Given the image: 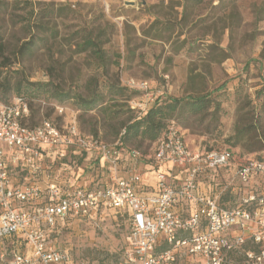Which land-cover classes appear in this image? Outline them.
<instances>
[{"label": "rangeland", "instance_id": "obj_1", "mask_svg": "<svg viewBox=\"0 0 264 264\" xmlns=\"http://www.w3.org/2000/svg\"><path fill=\"white\" fill-rule=\"evenodd\" d=\"M129 1L134 6L127 5ZM0 35V65L5 64L7 71H17L30 82H50L70 97L77 93L90 98L96 92L103 98L93 110L83 112L72 99L61 101L51 92L26 94L27 124L48 119L63 128L72 115L83 135L97 134L115 142L120 126L134 117L128 112L129 103L143 97L126 84L146 81L158 98L211 93L219 104L213 118L185 114L172 120L188 147L231 148L236 164L264 150V100L256 96L264 86V0H0ZM88 37L98 44L102 60L91 50H79ZM29 43L31 52L22 54ZM110 85L126 89V98L111 100ZM132 91L137 94L131 95ZM15 96L0 91L3 103ZM58 109H63L62 114ZM251 124L257 131L246 133L233 146L236 131ZM128 145L147 156L154 151V144L148 142ZM126 164L122 160L121 173H126ZM38 166L32 174L27 169L12 171L14 183L43 188L47 177L57 180L70 172L54 169L43 159ZM139 168L147 172L145 163ZM231 172L220 171L214 189ZM85 177L88 182L89 173ZM102 177H94L96 184L101 185ZM240 196L236 190L224 194L223 205L237 207ZM128 223L123 212L107 211L58 222L46 234L76 262L120 264L128 245ZM9 251L10 242L0 241L4 255L0 264H7Z\"/></svg>", "mask_w": 264, "mask_h": 264}, {"label": "built area", "instance_id": "obj_2", "mask_svg": "<svg viewBox=\"0 0 264 264\" xmlns=\"http://www.w3.org/2000/svg\"><path fill=\"white\" fill-rule=\"evenodd\" d=\"M126 86L142 93L138 103H129L140 113L159 96L146 81ZM29 117L24 97L7 104L0 100V241L10 242L7 264H86L56 246L46 231L70 218L107 211L123 212L129 219L120 264H225L247 241L255 250L243 252L242 264H264V163L234 165L228 150L189 149L174 125L147 156L123 147L120 140L83 135L72 115L63 128L48 119L28 126ZM69 150L85 156L94 177L103 175L101 185L88 189L82 176L64 173L57 180L47 177L43 188L14 183V168L32 174L42 159L54 169L78 172L75 164H62ZM122 160L129 162L125 176ZM145 161L150 163L142 172L139 165ZM222 170L232 171L231 176L214 189ZM149 172L153 185L143 182ZM234 190L241 194L239 205L227 208L223 196ZM231 230L238 234L230 235Z\"/></svg>", "mask_w": 264, "mask_h": 264}, {"label": "trees", "instance_id": "obj_3", "mask_svg": "<svg viewBox=\"0 0 264 264\" xmlns=\"http://www.w3.org/2000/svg\"><path fill=\"white\" fill-rule=\"evenodd\" d=\"M184 15H182V18ZM233 18V17H232ZM168 28L164 29L167 30ZM154 37L159 38L160 35H155ZM33 48L31 43L25 44L23 46L22 54L30 53ZM210 48H213L212 45ZM80 51L91 50L97 58L102 60V52L99 49L98 44L95 40L91 39V37L85 38L84 42L79 45ZM3 52V42L2 37L0 35V54ZM8 68L5 64L0 65V91L2 93H10L13 92L16 96L24 97V95L29 94L31 96L38 95H46L48 93H52V97L57 99L56 97H61L62 100L72 99L77 107V109L87 112L93 110L97 104L103 100V98L98 93H93L90 98H84L80 94H73L71 97L69 94L59 91L56 86H52L50 82H30L27 79L20 76L17 71H7ZM109 94L111 96V100H119V98H124L126 96V89L120 87L118 85H110L108 87ZM137 93L132 91L131 95H136ZM257 97H262L264 100V86L256 92ZM25 98V97H24ZM126 98V97H125ZM130 97H127L125 100H129ZM220 110L219 104L211 98V93L206 94H197L188 96L180 99L176 98H157L154 105L147 111L140 113L131 110L128 107V112L134 115L133 118H129L124 124L120 126L118 131L116 132V140H120L123 147L129 148L128 144L131 143H142L148 142L149 144H154V149L156 147L157 142L164 136L168 128L172 125V120L178 119L179 116L187 115H204L208 114L212 118L215 117ZM30 118V117H29ZM27 124V123H26ZM28 126H35L31 124H27ZM252 131H257V128L254 124H251L246 130H237L235 136L233 137V146L238 144L241 140H243L244 135L246 133H251ZM93 137H100L97 134L91 135ZM104 140L103 137H100ZM115 140V141H116ZM261 140V139H260ZM188 147V146H187ZM189 149H195L190 148ZM203 151H222L213 149L211 147H197ZM133 149V148H131ZM224 150H228L232 155L231 163L234 165H242L248 160L257 161L260 163H264V150L262 154L255 155L253 158L248 159L242 164H236L235 156L233 154V150L231 148H227ZM153 154V153H152ZM125 165V168L128 166ZM149 161L145 162L146 167L149 166ZM62 164H75L79 167L78 172H74L73 170L69 173H64L66 177H72L73 179H77L82 176L84 178L85 185L88 189L94 187L96 181L94 178V169L88 166V161H85L84 155L75 154L72 150L67 151V155L62 161ZM25 171L22 168H14L13 171ZM85 173H89V180L86 181ZM128 217V215H126Z\"/></svg>", "mask_w": 264, "mask_h": 264}, {"label": "crops", "instance_id": "obj_4", "mask_svg": "<svg viewBox=\"0 0 264 264\" xmlns=\"http://www.w3.org/2000/svg\"><path fill=\"white\" fill-rule=\"evenodd\" d=\"M96 163H93L95 165ZM89 166V163H88ZM122 176H125V173H121ZM143 182L145 184H154V175L149 172L143 176ZM230 235H237L238 232L236 230H231L229 232ZM246 250H255V246H253L250 241L246 242V245L243 247L241 251H237L235 253H231L227 256L225 264H242L243 261V252Z\"/></svg>", "mask_w": 264, "mask_h": 264}, {"label": "water", "instance_id": "obj_5", "mask_svg": "<svg viewBox=\"0 0 264 264\" xmlns=\"http://www.w3.org/2000/svg\"><path fill=\"white\" fill-rule=\"evenodd\" d=\"M126 4L129 6H134L135 3H134V1H129V2H126Z\"/></svg>", "mask_w": 264, "mask_h": 264}]
</instances>
